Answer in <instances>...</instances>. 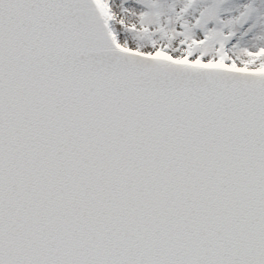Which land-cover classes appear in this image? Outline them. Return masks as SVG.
<instances>
[{"label": "snow or ice", "instance_id": "1", "mask_svg": "<svg viewBox=\"0 0 264 264\" xmlns=\"http://www.w3.org/2000/svg\"><path fill=\"white\" fill-rule=\"evenodd\" d=\"M0 264H264V0H0Z\"/></svg>", "mask_w": 264, "mask_h": 264}]
</instances>
